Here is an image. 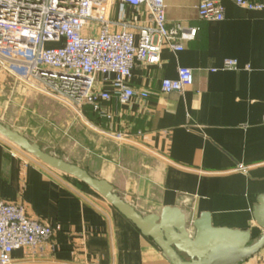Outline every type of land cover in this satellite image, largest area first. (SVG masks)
I'll list each match as a JSON object with an SVG mask.
<instances>
[{"label":"crops","instance_id":"0c3cea01","mask_svg":"<svg viewBox=\"0 0 264 264\" xmlns=\"http://www.w3.org/2000/svg\"><path fill=\"white\" fill-rule=\"evenodd\" d=\"M199 1L166 0L168 26L194 27L197 34L183 41L182 51L163 47L158 64L136 62L130 85L148 90L147 100L104 103L111 119L67 104L70 150L78 154L72 163L109 182L143 215L179 207L187 218L209 213L214 227L259 236L254 210L264 195V10L219 0L225 17L209 21L198 15ZM117 12L118 2L113 19ZM132 12L127 9L129 17ZM226 59L238 68L223 69ZM179 67L193 70L194 84L182 93L161 92L162 80L177 78ZM60 120L49 125L55 137L62 136ZM16 147L0 136V199L24 204L55 233L41 251L15 250L12 264H171L100 194ZM241 264H264V248Z\"/></svg>","mask_w":264,"mask_h":264},{"label":"built area","instance_id":"2783aa9c","mask_svg":"<svg viewBox=\"0 0 264 264\" xmlns=\"http://www.w3.org/2000/svg\"><path fill=\"white\" fill-rule=\"evenodd\" d=\"M234 2L264 10V1ZM196 8L205 20L225 17L219 0H200ZM166 14V0H0V72L37 82L45 93L80 111L88 106L111 119L104 103L150 96L130 85L138 60L158 64L163 47L179 52L183 41L196 37L194 27H169ZM237 68L235 59L224 61L223 69ZM193 84V70L179 67L177 78L162 80L161 92L182 93ZM54 233L49 224L30 217L24 204L0 199V264H12L17 249L41 251Z\"/></svg>","mask_w":264,"mask_h":264},{"label":"water","instance_id":"95a60500","mask_svg":"<svg viewBox=\"0 0 264 264\" xmlns=\"http://www.w3.org/2000/svg\"><path fill=\"white\" fill-rule=\"evenodd\" d=\"M0 136L45 165L87 185L106 199L165 253L171 264H241L264 248V195L254 210V218L263 230L259 236L250 230L214 227L211 215L187 218L179 207H166L160 214L143 215L125 201L106 180L85 168L58 157L26 135L0 120Z\"/></svg>","mask_w":264,"mask_h":264},{"label":"rangeland","instance_id":"374dc122","mask_svg":"<svg viewBox=\"0 0 264 264\" xmlns=\"http://www.w3.org/2000/svg\"><path fill=\"white\" fill-rule=\"evenodd\" d=\"M10 74L5 69L0 72L1 121L15 124L32 141H40L48 152L69 162H76L71 159L78 154L70 150L66 123L67 114L72 108L57 97L45 93L39 83L21 80ZM59 119L62 136L55 137L53 127L50 126L55 122L57 125ZM77 161L86 163L84 160Z\"/></svg>","mask_w":264,"mask_h":264}]
</instances>
